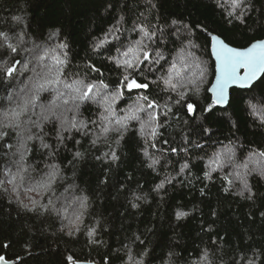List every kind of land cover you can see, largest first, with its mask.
Wrapping results in <instances>:
<instances>
[{
	"label": "trees",
	"instance_id": "16d2710c",
	"mask_svg": "<svg viewBox=\"0 0 264 264\" xmlns=\"http://www.w3.org/2000/svg\"><path fill=\"white\" fill-rule=\"evenodd\" d=\"M230 5L0 0V255L16 264H264V75L251 89H233L226 108L214 106L207 36L235 48L264 39V0ZM138 41L150 59L135 70L118 67ZM56 58L65 61L61 83L12 117ZM129 73L149 87L121 88L107 112L103 95ZM75 81L108 87L96 100L65 105L62 83ZM137 104L145 107L140 119L116 125ZM21 168L25 179L13 190L8 181ZM46 181L33 204L27 189ZM72 215L80 216L75 225L65 221Z\"/></svg>",
	"mask_w": 264,
	"mask_h": 264
},
{
	"label": "snow or ice",
	"instance_id": "6c2138e0",
	"mask_svg": "<svg viewBox=\"0 0 264 264\" xmlns=\"http://www.w3.org/2000/svg\"><path fill=\"white\" fill-rule=\"evenodd\" d=\"M243 4V0H231V8L232 9H239ZM232 15V13H229ZM2 35V34H0ZM211 46L213 53L215 55V59L217 61V79L216 83L213 85L209 91L213 93V103L214 104H223L227 101L226 89L229 84H239L240 86H248L256 80L257 76L261 73H264V40H260L254 43H251L248 47L243 49H238L235 47L229 46L225 43L222 39H220L217 35H211ZM7 37H5V40ZM103 41H101V44ZM140 43L137 42L136 46L129 47L126 51L122 53L124 59L117 60L116 63L118 67H124L126 70H135L136 67L139 66L143 61H148L150 59V54L140 48ZM63 47V46H62ZM8 48L11 49L12 52H16L17 49L8 44ZM143 53L142 58L140 53ZM43 59V57H41ZM17 64L19 61L16 62ZM65 63L64 60L56 58V63L54 66H49L46 68L45 74L42 77L43 82L37 83L34 86V93L30 97L26 98L22 105H18L19 111L13 110L11 115L12 117H19L22 112H24L28 105H34L37 99V95L40 91L46 90L48 86H53L61 83V68L60 65ZM243 70V75L240 74V70ZM16 70L15 64L11 67H6L5 75L11 77L14 71ZM39 75V74H38ZM166 85H170L173 89L175 85L171 83V78L166 79L164 81ZM65 88L69 89L68 99H64L63 103L67 105L69 100L72 101H80L84 102L89 99L96 100L98 97H101V89H107L108 85L104 84L102 81L99 85L95 83H85L84 81H75L72 84H65ZM126 87L128 90L133 89H147L149 87L146 83H140L132 75L126 74L123 76V79L120 81V85L118 86L117 90L112 93L111 95H103L102 99L106 105L105 110L109 113L112 112V105L118 100L122 95L123 92L121 88ZM64 93H59L58 97L64 96ZM139 100H143L147 102L148 109H154L157 105L154 102L149 101L148 96H142L138 98ZM76 108L79 107V104L74 105ZM58 107L55 104V100L53 101V108ZM188 111L192 112L194 110V106L192 104H188ZM254 107V106H253ZM145 107L143 104H137L130 108L128 112L122 116L115 119L116 125L120 128H126L127 122L130 120H137L140 119L139 113L144 111ZM51 111V109L49 110ZM54 114V113H53ZM149 123H153L156 120V115L152 112L149 114ZM48 117L45 116L44 119ZM8 126V125H5ZM73 128L76 127L75 121L71 123ZM109 129L104 128V132H107ZM155 129L153 128L152 135L155 136ZM31 139V137H28ZM44 147H48V145H44ZM147 155V153H145ZM79 155V153H77ZM264 155V153H261ZM113 159H116L115 153L112 156ZM24 159L23 154H21V161ZM221 156L218 154L216 157L217 163H219ZM26 171L25 169L21 168V170L8 181L14 185L13 190H15L16 180L19 177V181L23 183L25 177L22 175V172ZM54 174H50L51 176ZM207 175V174H206ZM3 181H0L2 184ZM49 185L47 183H40L39 187L47 188ZM163 185H158V187H162ZM245 189H247V184L244 185ZM34 188H28L27 191H34ZM35 203V201H33ZM135 207V205H133ZM81 207H83V203H81ZM185 215V213H178V218ZM80 220V216L76 215L74 221H70L71 224L75 225L77 221ZM89 235H92V232H89ZM7 247V245H5ZM71 261V257L68 258ZM0 264H9L8 259L4 255H0Z\"/></svg>",
	"mask_w": 264,
	"mask_h": 264
},
{
	"label": "water",
	"instance_id": "95a60500",
	"mask_svg": "<svg viewBox=\"0 0 264 264\" xmlns=\"http://www.w3.org/2000/svg\"><path fill=\"white\" fill-rule=\"evenodd\" d=\"M209 34H211V35H217V34H215V33H209ZM209 34H207V36H208V38L210 39V36H209ZM217 36H219V35H217ZM220 37V36H219ZM220 39H222L223 41H224V39L222 38V37H220ZM260 40H264V39H260ZM260 40H256V41H253L252 43H254V42H257V41H260ZM225 43H227L226 41H224ZM228 44V43H227ZM251 44V43H250ZM249 44V45H250ZM229 46H231V47H235V46H232V45H230V44H228ZM248 45V46H249ZM248 46H246V47H248ZM246 47H244V48H246ZM236 48H238V49H243V48H239V47H236ZM209 51H210V53H211V57H212V60H213V62H214V76L212 77L213 78V80H212V83H211V86L209 87V89H211L212 87H213V85L216 83V79H217V61H216V59H215V55H214V53H213V50H212V46H211V40H210V45H209ZM240 74L241 75H243V70L241 69L240 70ZM264 75V73H261V74H259L258 76H257V78H256V80H254L252 83H251V85H248V86H240L239 84H229L228 86H227V89H226V95H227V101L225 102V103H223V104H214L213 103V93L211 92V91H209V89H208V92H209V94L211 95V100H212V103H213V105L214 106H216V107H219V108H226L227 106H228V103H229V101H230V97H231V91L233 90V89H239V90H243V89H251V87L262 77ZM9 261V264H16L15 262H13V261H11V260H8ZM69 264H98V263H95V262H89V261H74V262H70Z\"/></svg>",
	"mask_w": 264,
	"mask_h": 264
},
{
	"label": "rangeland",
	"instance_id": "374dc122",
	"mask_svg": "<svg viewBox=\"0 0 264 264\" xmlns=\"http://www.w3.org/2000/svg\"><path fill=\"white\" fill-rule=\"evenodd\" d=\"M39 57H40V55H38ZM41 59V58H40ZM37 61V60H36ZM49 64H51V66H54V64H53V62H51V63H49ZM173 80V77H171V81ZM63 85H65V83H62ZM58 88H62V87H58ZM58 88L56 87V88H54L57 92H60L59 90H58ZM63 88H65V87H63ZM65 95L68 93L67 91H65V92H63ZM62 98V97H61ZM67 98H68V96H67ZM63 99V98H62ZM64 100V99H63ZM62 101V100H61ZM70 101V100H69ZM64 104V103H63ZM9 183V182H8ZM43 183H47L48 184V181H46V182H43ZM10 184V183H9ZM39 184L40 183H38L36 186H35V190L34 191H28L29 193H32L33 195H34V199H32V200H30L29 199V197H28V201L30 200L32 203H33V201H35V203L36 202H39L40 200L42 201V199H41V197L43 196L44 197V195H46V190H45V188H43V187H39ZM16 188L17 187H19L20 186V184H18V183H16ZM40 188H41V190H40ZM27 201V199H26V202H28ZM50 199H49V197H48V199L46 200V199H43V202H45V204H49L50 202ZM34 204V203H33ZM44 204V205H45ZM43 205V206H44ZM62 213L64 214V216H67L68 217V214L66 213V210H64V211H62ZM62 214V215H63ZM72 219H73V215L72 216H69V218H68V221L67 220H65L66 221V223H70V220L72 221ZM74 220H75V218H74ZM73 220V221H74Z\"/></svg>",
	"mask_w": 264,
	"mask_h": 264
}]
</instances>
